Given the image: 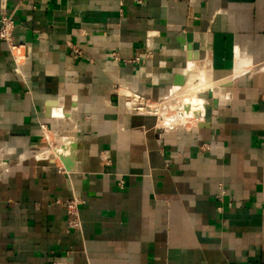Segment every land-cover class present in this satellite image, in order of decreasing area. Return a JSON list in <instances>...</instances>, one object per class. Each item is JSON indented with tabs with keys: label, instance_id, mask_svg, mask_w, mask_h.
I'll return each instance as SVG.
<instances>
[{
	"label": "crops",
	"instance_id": "1",
	"mask_svg": "<svg viewBox=\"0 0 264 264\" xmlns=\"http://www.w3.org/2000/svg\"><path fill=\"white\" fill-rule=\"evenodd\" d=\"M3 15L0 264H264V0H0ZM203 71L207 127L127 103ZM42 125L61 159L37 158Z\"/></svg>",
	"mask_w": 264,
	"mask_h": 264
},
{
	"label": "built area",
	"instance_id": "2",
	"mask_svg": "<svg viewBox=\"0 0 264 264\" xmlns=\"http://www.w3.org/2000/svg\"><path fill=\"white\" fill-rule=\"evenodd\" d=\"M2 27L0 29V39L8 41L13 49L12 28L13 21L9 16L1 17ZM77 55L81 54L79 49H75ZM203 90H192V86L182 88L173 92L168 97L153 99L148 95H142L135 92L127 93L126 100L129 107L136 112L154 115L157 120V126L163 129H173L179 126H187L192 122L199 123L205 121V101L198 97V93ZM202 99V103H195L192 99ZM191 102V103H188ZM43 135L47 141V149L40 153L37 158L40 159H61L63 151L58 147L54 140L48 138V128L42 125ZM68 143V142H66ZM67 213L71 216L70 227H80L79 221V201L77 199L68 200L66 203Z\"/></svg>",
	"mask_w": 264,
	"mask_h": 264
},
{
	"label": "water",
	"instance_id": "3",
	"mask_svg": "<svg viewBox=\"0 0 264 264\" xmlns=\"http://www.w3.org/2000/svg\"><path fill=\"white\" fill-rule=\"evenodd\" d=\"M198 97L202 98L205 101V121L200 123V127H207L211 121L212 113L216 109L218 101L213 96V90L207 89L198 93Z\"/></svg>",
	"mask_w": 264,
	"mask_h": 264
},
{
	"label": "bare ground",
	"instance_id": "4",
	"mask_svg": "<svg viewBox=\"0 0 264 264\" xmlns=\"http://www.w3.org/2000/svg\"><path fill=\"white\" fill-rule=\"evenodd\" d=\"M217 81L218 80L214 77L212 72L203 71V72L200 73L198 81L196 83H194L193 85H191L192 86V90L197 91L199 89L202 90L203 88H210V87L216 85L218 83ZM221 81H223V80H221ZM211 89H213V87ZM192 101L195 103V105H198V103H202L203 102L202 99H198V98H196L194 100L192 99ZM188 103H191V102H188Z\"/></svg>",
	"mask_w": 264,
	"mask_h": 264
},
{
	"label": "rangeland",
	"instance_id": "5",
	"mask_svg": "<svg viewBox=\"0 0 264 264\" xmlns=\"http://www.w3.org/2000/svg\"><path fill=\"white\" fill-rule=\"evenodd\" d=\"M196 74H198V73H196Z\"/></svg>",
	"mask_w": 264,
	"mask_h": 264
}]
</instances>
